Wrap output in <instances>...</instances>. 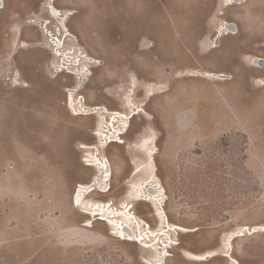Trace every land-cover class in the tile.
<instances>
[{"label": "rangeland", "instance_id": "obj_1", "mask_svg": "<svg viewBox=\"0 0 264 264\" xmlns=\"http://www.w3.org/2000/svg\"><path fill=\"white\" fill-rule=\"evenodd\" d=\"M2 1L0 264H155L167 236L140 201L152 183L176 233L166 264H264V0H56L73 13L63 56L47 0ZM79 64L88 115L67 105ZM114 112L136 115L105 150L111 191L88 207L133 203L156 231L143 245L74 203Z\"/></svg>", "mask_w": 264, "mask_h": 264}, {"label": "bare ground", "instance_id": "obj_2", "mask_svg": "<svg viewBox=\"0 0 264 264\" xmlns=\"http://www.w3.org/2000/svg\"><path fill=\"white\" fill-rule=\"evenodd\" d=\"M0 6H3L2 0H0ZM46 10L48 11L49 16L48 19H45L46 21L43 22V28H45L44 26L46 24L47 36L50 40L53 50H56L58 55L63 56V52L61 51V49L65 44V40L68 37H75L68 26L69 16H71L73 13L68 12L69 10L66 11L57 7L56 0H47ZM53 24H56L57 26L56 33L50 31V26ZM224 31L225 30H220L218 32L219 39H222L227 35V33H225ZM86 57H88V55H86ZM89 63H93V61H90ZM76 69L77 71L75 72ZM88 72L89 68L85 66L81 67L79 64L75 68L72 67L71 71L68 73L74 76V79L78 81L76 86L70 90V96H68L69 98L67 99V105L72 108L76 107V104H78L77 106L80 109V113L75 112L78 113L76 115H88V113H83L85 111V107L82 99L81 101H78V99H80L78 97H81V91L84 89L85 85L87 84L86 82H88L89 80L88 78L90 74ZM103 107L104 106L96 107V109H103L105 113H109V110H106ZM110 114L112 116V120L110 119L111 121H109L108 119H106V122L103 121L105 123V127H103L102 130L98 129L94 132V136L101 139V145L94 148V163L89 166L97 169L98 175L91 183L81 185L79 187L78 193L74 197V203L79 209L83 211V213L90 216V220L87 221L88 223H92L93 217H95L96 220L97 217L101 216V219L99 218V220L105 222L107 226H111L117 238H119L120 240L134 242L136 244L140 243L143 245L144 243H146L145 241L147 238L151 239V235H156V231H154L150 227V225H148L145 221H143L136 215V213L133 211V203L130 202L126 205V207H121V209H116L114 207L115 204L113 205L112 202H98L92 205L91 208L88 207V205H90L88 204V195L94 192L107 194L111 191V184L114 177V168L105 150L114 143H126V141H123L121 136L124 133V128H126L128 121L136 115H126L121 112H114ZM102 116V118H105L104 115ZM152 187L153 188L151 190H148V188L144 190L146 198L143 197L140 201L149 202L153 208L156 218L165 225L164 229L160 230V233L156 235V237L167 236V241H163V244L161 246H157L155 248V250H159V260H156L157 262L155 264H166L167 258L170 256L169 249L173 248V245L176 241V239L174 238V234L176 233L175 231H173L174 228H172L164 209L165 204L163 202L165 199L164 195H166V193H164L165 190H163L161 187L158 188L153 183ZM147 191L149 193L151 192V195H148ZM162 196L163 198H161ZM134 199L139 200L137 199V197H134ZM158 201H160V203ZM86 226L89 227L88 224ZM178 231L179 230L176 229V232ZM172 232L173 234L170 235V233ZM241 236H244V234H239L232 240ZM159 241H161V238L159 239ZM144 247H148L149 249L152 248L151 245H144ZM227 256L230 257L229 254H227ZM205 259L206 257H201V260ZM230 259L231 261H234L231 257Z\"/></svg>", "mask_w": 264, "mask_h": 264}, {"label": "crops", "instance_id": "obj_3", "mask_svg": "<svg viewBox=\"0 0 264 264\" xmlns=\"http://www.w3.org/2000/svg\"><path fill=\"white\" fill-rule=\"evenodd\" d=\"M108 201H113V198H107V199H104V200H102L100 202H108Z\"/></svg>", "mask_w": 264, "mask_h": 264}]
</instances>
